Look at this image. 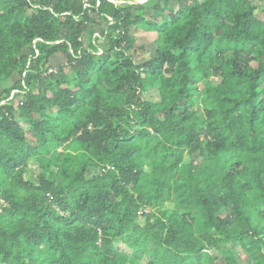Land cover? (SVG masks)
I'll return each mask as SVG.
<instances>
[{
    "label": "trees",
    "instance_id": "trees-1",
    "mask_svg": "<svg viewBox=\"0 0 264 264\" xmlns=\"http://www.w3.org/2000/svg\"><path fill=\"white\" fill-rule=\"evenodd\" d=\"M139 1L0 0V264H264L263 7Z\"/></svg>",
    "mask_w": 264,
    "mask_h": 264
},
{
    "label": "rangeland",
    "instance_id": "rangeland-1",
    "mask_svg": "<svg viewBox=\"0 0 264 264\" xmlns=\"http://www.w3.org/2000/svg\"><path fill=\"white\" fill-rule=\"evenodd\" d=\"M194 2V0H184L180 8H185L187 5H190ZM256 5L261 9L263 7V11L259 13L258 19L261 21H264V0H259L258 2L255 1ZM136 38H137V47L140 49H144V52H139V56L137 57V65L144 64L147 60H149L150 53L153 51L154 48V42L157 39V35L154 33H144V32H136ZM53 66L55 69H57L58 66L63 64V57L60 55L58 57L53 58ZM14 81H18V78H14ZM15 83V82H14ZM1 91V89H0ZM213 93L216 92V89L212 90ZM206 102V99H204L203 103ZM240 261L243 262V264H250L247 257L243 255L241 252L238 253Z\"/></svg>",
    "mask_w": 264,
    "mask_h": 264
},
{
    "label": "built area",
    "instance_id": "built-area-1",
    "mask_svg": "<svg viewBox=\"0 0 264 264\" xmlns=\"http://www.w3.org/2000/svg\"><path fill=\"white\" fill-rule=\"evenodd\" d=\"M83 3H84V8H85V9L89 7V6H88V0H83ZM99 4H100V3H99ZM36 8H38V7H36ZM96 36H98V34H96ZM78 54H79V52H78ZM101 54H103V53H102V52L99 53V55H101ZM50 73H51V74H52V73H56V71L53 70V71H51ZM17 93H18L17 91L13 92L12 97L10 98V100L16 99ZM19 93L22 94L23 92H19ZM18 101H19V100H18ZM145 212L148 213V212H149V209L146 210ZM140 214H142V213H140Z\"/></svg>",
    "mask_w": 264,
    "mask_h": 264
},
{
    "label": "water",
    "instance_id": "water-1",
    "mask_svg": "<svg viewBox=\"0 0 264 264\" xmlns=\"http://www.w3.org/2000/svg\"><path fill=\"white\" fill-rule=\"evenodd\" d=\"M148 0H145V1H139V2H132V3H138V4H143L145 2H147Z\"/></svg>",
    "mask_w": 264,
    "mask_h": 264
},
{
    "label": "clouds",
    "instance_id": "clouds-1",
    "mask_svg": "<svg viewBox=\"0 0 264 264\" xmlns=\"http://www.w3.org/2000/svg\"><path fill=\"white\" fill-rule=\"evenodd\" d=\"M145 1V0H144Z\"/></svg>",
    "mask_w": 264,
    "mask_h": 264
}]
</instances>
